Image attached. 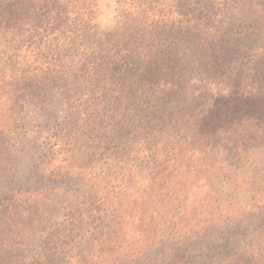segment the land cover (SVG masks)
<instances>
[{
	"label": "trees",
	"instance_id": "1",
	"mask_svg": "<svg viewBox=\"0 0 264 264\" xmlns=\"http://www.w3.org/2000/svg\"><path fill=\"white\" fill-rule=\"evenodd\" d=\"M33 134L53 235L11 164L0 264H264V0H0V148Z\"/></svg>",
	"mask_w": 264,
	"mask_h": 264
},
{
	"label": "rangeland",
	"instance_id": "2",
	"mask_svg": "<svg viewBox=\"0 0 264 264\" xmlns=\"http://www.w3.org/2000/svg\"><path fill=\"white\" fill-rule=\"evenodd\" d=\"M38 138V134H33L28 137V139H24L23 137H20L18 140V143L15 144L9 151H5L0 148V153L2 152L4 154V158L2 161L0 159V176H3L2 179L6 178L8 176L9 178L12 177L13 174H15L16 169L11 166V164H18L23 165L27 169L29 168L31 170V173L33 174V171L31 169V166L40 167L41 170L33 174V181L31 184L28 182V185L30 187H26L25 189L28 190L27 193L29 194L30 191H32L34 194L37 195L35 199L37 200V204L39 207V212L36 213L37 215L34 216L33 220L30 223V228L32 232L34 233V240L32 244L27 248L29 253L27 257H29L34 251L38 249V246L40 244H43L44 239L47 235L52 234L53 235V202H55L57 199L53 197V149L49 150L47 147H40L37 148V145L34 144L35 140L34 138ZM36 142V141H35ZM38 142V140H37ZM15 143V142H14ZM20 148V151L19 149ZM49 156L50 159L48 162H39L42 160L43 155ZM13 156H16L17 159H22L21 162H12ZM24 160V162H22ZM38 161V162H36ZM29 171V170H27ZM25 173V176L27 175V172ZM35 185L41 186V188H34ZM58 203V201H56ZM160 252L157 253H149L147 259H151V257L158 258L160 256ZM179 262L183 261V257H176Z\"/></svg>",
	"mask_w": 264,
	"mask_h": 264
}]
</instances>
